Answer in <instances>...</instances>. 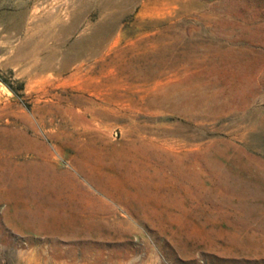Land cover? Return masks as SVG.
I'll return each mask as SVG.
<instances>
[{
	"label": "rangeland",
	"instance_id": "1",
	"mask_svg": "<svg viewBox=\"0 0 264 264\" xmlns=\"http://www.w3.org/2000/svg\"><path fill=\"white\" fill-rule=\"evenodd\" d=\"M0 264H264V0H0Z\"/></svg>",
	"mask_w": 264,
	"mask_h": 264
},
{
	"label": "bare ground",
	"instance_id": "2",
	"mask_svg": "<svg viewBox=\"0 0 264 264\" xmlns=\"http://www.w3.org/2000/svg\"><path fill=\"white\" fill-rule=\"evenodd\" d=\"M9 193H11V190L9 189H6V190H4V191H2V193H1V195L3 196V195H7V194H9ZM70 253H73L74 254V250L72 249L71 251H70Z\"/></svg>",
	"mask_w": 264,
	"mask_h": 264
}]
</instances>
